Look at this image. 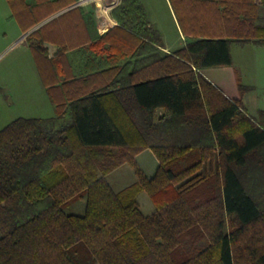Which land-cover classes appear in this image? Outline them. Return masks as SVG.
<instances>
[{
    "label": "trees",
    "instance_id": "trees-1",
    "mask_svg": "<svg viewBox=\"0 0 264 264\" xmlns=\"http://www.w3.org/2000/svg\"><path fill=\"white\" fill-rule=\"evenodd\" d=\"M70 1L8 0L26 27ZM170 2L179 20V8L194 7ZM202 7V32L181 21L194 38L171 53L140 0H121L116 25L92 38L71 28L81 8L27 36L57 118L70 120L52 128L54 120L17 117L0 129V264H75L69 251L79 247L100 264H238L234 245L247 233V256L264 264V209L241 176L264 168V110L250 117L248 86L237 81L231 99L199 71L231 65L233 42L264 44V0ZM82 17L90 29L91 14ZM44 40L57 42L55 57ZM69 48L82 60L77 75ZM145 148L158 161L151 176L133 159ZM124 162L137 179L114 191L105 175ZM141 191L154 212L140 209ZM78 198L83 214L66 212Z\"/></svg>",
    "mask_w": 264,
    "mask_h": 264
},
{
    "label": "crops",
    "instance_id": "crops-1",
    "mask_svg": "<svg viewBox=\"0 0 264 264\" xmlns=\"http://www.w3.org/2000/svg\"><path fill=\"white\" fill-rule=\"evenodd\" d=\"M112 1L114 3V6L110 9L109 15L107 17V21L110 25L107 28L101 29L98 27V22L95 18V8L91 0H83V2H81L80 0H71L66 5L53 10L47 16L43 17L39 21L27 27L23 26L18 21L16 16L13 14L12 8L8 0H0V59L5 58L15 49H18L17 54L13 55V60H11V63L12 61H14V59L15 61L17 59V61L22 66H24L27 71H30L31 59H32L36 73L39 76L40 82L42 83L37 63L35 61L32 50L29 47L27 36L30 33H32L34 30L42 26L43 24L58 17L64 12L72 10L74 8H81L82 11L81 14L79 15L77 25L76 26L73 25L71 26V28H73V31H76L80 36H83V34L88 33L91 35L92 38L95 33V30L99 34H101L107 29L116 25L117 22L112 18L111 11L112 9H114L116 6L119 5L121 0H112ZM189 1L190 3H192V6L194 1H196L195 3L198 5L194 6L193 9L190 11L187 8H182V9L179 8V12L181 15L180 17L181 19L179 20L170 0H164L168 9V16H169L168 18H166L167 20L166 25L170 28V32L172 33L171 37H169L166 34L164 25L160 24V21H162L160 16H158V14L154 11L156 0H140L150 26L156 29L161 36L163 42V47H162L163 52L171 53L172 51H175L183 47L189 40L194 38L193 35L183 32L182 25L180 24L181 21L183 22L185 28L194 29L202 32V0H189ZM260 1L261 0H254V2L257 4H259ZM26 2L33 3L34 0H26ZM82 13L91 14L92 25L91 27H89L90 29H88V26L87 28L85 27L86 24L84 18L82 17ZM192 18L194 19V22L196 20L198 21L195 23H191V21H193ZM211 24L212 23H209V25ZM42 44L46 50L47 57H55L57 55L58 44L56 41L44 40ZM250 49L252 50V52L249 53L248 51H246ZM67 53L69 56V60L71 61V64L74 69V75H77L80 72V68L82 67L81 57L77 54V52H75V49L73 48H69L67 50ZM230 53L232 58L231 65L210 66V67L202 68L199 71L213 85H215L218 89H220L223 94H225L227 97L231 99L238 97L237 81H239L243 85L248 86V89L242 95L241 102L247 115L255 118L257 117L259 110H264V99L258 97V95L255 94L254 95L252 94V97L250 96V94L256 90L261 89L262 91H264V44H254L252 42H242V43L233 42L230 46ZM6 66L7 65H3L2 69L3 70L7 69ZM1 75H2V71L0 73V76ZM0 81H1L0 89L2 90L6 89V91L8 92L6 96L7 98L4 99L2 102L5 104L8 102L13 103L14 101L13 88L9 87L8 84L5 85L2 80ZM42 85L44 86V91L47 94L45 85L43 83ZM146 149L150 150L153 153V151L150 148H145L140 152L136 153L133 158L135 164L138 165L142 171H143L142 166L139 164L137 157L142 151ZM126 163L130 164L129 162H124L105 175L106 181L110 184V186L114 191H118L124 188L125 186L120 189H114L110 181L107 179V176L119 170V168H121ZM142 173H144V175L146 176L152 175L151 172L150 173L142 172Z\"/></svg>",
    "mask_w": 264,
    "mask_h": 264
},
{
    "label": "rangeland",
    "instance_id": "rangeland-1",
    "mask_svg": "<svg viewBox=\"0 0 264 264\" xmlns=\"http://www.w3.org/2000/svg\"><path fill=\"white\" fill-rule=\"evenodd\" d=\"M188 1V0H187ZM205 1H215V0H202ZM194 1L193 6H197L198 4ZM209 4V3H208ZM209 6L205 5V10L203 14L206 16H210L209 14ZM203 8V7H202ZM154 11L160 16L161 20L160 24L164 25L166 30V34L171 37L172 33L170 32V28L166 25L168 18V9L164 2V0H156ZM109 14V12H108ZM261 22H264V11L260 12ZM95 18L97 22L102 21V15L95 11ZM191 19V18H190ZM203 19V18H202ZM191 23H195L194 19ZM190 22V21H189ZM209 22H211L209 20ZM167 28V29H166ZM254 49V48H253ZM235 50V48H234ZM11 51V50H10ZM249 53L252 50H246ZM245 51V52H246ZM18 49H15L12 53L8 54L5 58L0 59V73L2 71V75L0 76V80L4 82V84H8L9 87L13 88L14 91V101L3 103L2 101L6 99L8 92L6 89H0V129L9 123L11 120L17 117H35L42 118L44 120H54L56 121L48 127H58L60 124H64L70 120V115L66 112L62 117L57 118V115L54 110V104L51 101L50 97L45 93L44 86L40 82L39 76L36 73L33 60L31 59V68L30 71H27L24 66H22L16 59L13 60V55L17 54ZM244 52V51H243ZM261 52V51H260ZM9 53V52H7ZM259 53V52H258ZM3 65H7V69H2ZM14 65V66H13ZM1 83V81H0ZM258 95L264 99V91L256 90L250 94ZM55 124V125H54ZM137 160L139 164L142 166L143 171L145 173H150L155 170L157 165V160L154 154L146 149L142 151ZM243 182L247 188V190L255 197L256 201L260 205L261 209H264V168L252 171H246L241 174ZM107 179L110 181L111 185L114 189H120L137 179V174L135 172V168L131 164H124L119 170L114 172L113 174H109ZM137 200L140 206V209L145 214H150L154 211V204L149 198L148 194L145 191H141ZM85 206V199L78 198L76 201L70 203L65 211L68 213H76L83 214ZM228 220V221H227ZM229 219L226 218L227 229H233L229 226ZM260 236L264 238V226L259 225ZM254 233V231H252ZM250 233L246 235L238 234L237 241L234 245V253L237 256L238 264H253V262L249 259L246 253V244L247 240L251 238L249 236ZM249 236V237H247ZM247 237V238H246ZM246 239V242H245ZM253 245H260V241ZM70 255L75 259V264H100L95 261L93 257L86 252L82 247L76 250H70Z\"/></svg>",
    "mask_w": 264,
    "mask_h": 264
},
{
    "label": "built area",
    "instance_id": "built-area-1",
    "mask_svg": "<svg viewBox=\"0 0 264 264\" xmlns=\"http://www.w3.org/2000/svg\"><path fill=\"white\" fill-rule=\"evenodd\" d=\"M83 2V0H80ZM95 11L102 15V21L100 20L98 23V27L103 29L107 28L110 24L107 21L108 12L110 9L114 6V3L112 0H91Z\"/></svg>",
    "mask_w": 264,
    "mask_h": 264
}]
</instances>
